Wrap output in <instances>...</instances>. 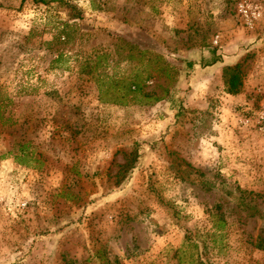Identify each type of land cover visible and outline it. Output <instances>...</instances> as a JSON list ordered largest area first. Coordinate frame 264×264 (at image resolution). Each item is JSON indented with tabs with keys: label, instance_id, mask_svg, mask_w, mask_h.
<instances>
[{
	"label": "rangeland",
	"instance_id": "374dc122",
	"mask_svg": "<svg viewBox=\"0 0 264 264\" xmlns=\"http://www.w3.org/2000/svg\"><path fill=\"white\" fill-rule=\"evenodd\" d=\"M0 264H264V0H0Z\"/></svg>",
	"mask_w": 264,
	"mask_h": 264
},
{
	"label": "trees",
	"instance_id": "16d2710c",
	"mask_svg": "<svg viewBox=\"0 0 264 264\" xmlns=\"http://www.w3.org/2000/svg\"><path fill=\"white\" fill-rule=\"evenodd\" d=\"M62 55L60 54L59 57H61ZM237 69V67H236ZM238 74H235L233 76L230 77V80H229V90H228V93H231V94H236L238 89H236L239 85H240V82H239V77H238ZM124 89H125V96L131 94V95H136V94H141L142 93V87L140 84L138 83H127L124 85ZM144 97H148V95L146 94H143ZM125 99H123L122 101H124ZM161 99L160 98H156L155 101H160ZM123 102H120L119 104H122ZM127 180H124L122 181L121 183H126Z\"/></svg>",
	"mask_w": 264,
	"mask_h": 264
}]
</instances>
